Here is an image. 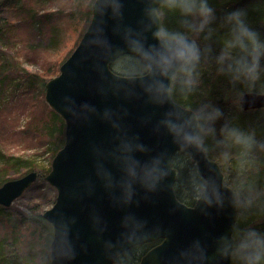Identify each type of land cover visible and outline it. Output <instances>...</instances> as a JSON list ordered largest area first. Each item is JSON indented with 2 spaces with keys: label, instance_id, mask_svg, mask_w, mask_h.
Instances as JSON below:
<instances>
[{
  "label": "clouds",
  "instance_id": "clouds-1",
  "mask_svg": "<svg viewBox=\"0 0 264 264\" xmlns=\"http://www.w3.org/2000/svg\"><path fill=\"white\" fill-rule=\"evenodd\" d=\"M90 8L84 38L95 72L90 95L65 92L61 104L74 123L106 130L105 138L91 142L90 173L72 194L83 200L99 193L119 214L114 230L102 207L88 210L101 264H143L145 242L164 230L135 209L170 186L181 157L208 162L207 169L189 170L191 206L205 215L230 207L239 219L211 239H192L167 264H264V221L249 219L264 209V135L202 94L207 69L240 96L264 86V27L253 23L242 0L231 6L218 0H91ZM114 62L118 72L110 70ZM134 105L143 109L135 123ZM77 222L75 215L61 218V264H72L84 247L74 238Z\"/></svg>",
  "mask_w": 264,
  "mask_h": 264
},
{
  "label": "rangeland",
  "instance_id": "rangeland-1",
  "mask_svg": "<svg viewBox=\"0 0 264 264\" xmlns=\"http://www.w3.org/2000/svg\"><path fill=\"white\" fill-rule=\"evenodd\" d=\"M90 2L0 0V182L38 175L9 207H0V264H47L52 227L38 219L56 197L44 177L63 146L64 128L53 122L41 85L59 74L78 45ZM234 97L241 109L240 95ZM252 112L245 126L264 135V109Z\"/></svg>",
  "mask_w": 264,
  "mask_h": 264
},
{
  "label": "water",
  "instance_id": "water-1",
  "mask_svg": "<svg viewBox=\"0 0 264 264\" xmlns=\"http://www.w3.org/2000/svg\"><path fill=\"white\" fill-rule=\"evenodd\" d=\"M128 14L130 18L135 17L134 6H129ZM91 21L92 11L90 22L78 45L61 64L59 74L45 83V102L64 122L63 146L54 155L50 170L44 177V181L56 191L53 205L42 214V218L52 227L50 264H61L59 256L63 236L61 218L64 214L78 217L74 238L84 246L72 264H101L97 245L87 224V213L92 205L102 207L114 230L119 219V214L103 202L101 194L97 193L91 199L83 200H76L72 195L80 181L90 173L91 142L106 137V130L99 124L74 123L68 118L61 104L65 92H70L78 99L89 98L90 84L95 78V72L91 62L85 58L84 38ZM238 103L245 112L264 109V93H245L239 97ZM142 110L140 105L132 106L130 120L133 123L136 115ZM142 131L146 138L152 139L147 129ZM192 162L200 169L208 167V162L204 159L198 158ZM177 176L178 172L175 170V175L170 178L169 187L155 194L150 200L141 199L135 209L138 215L146 218L151 224L160 225L164 230L163 235L145 242L147 244L160 241L145 257H141L143 264H167L168 257L192 239L196 237L211 239L219 233L228 231L236 222L237 215L230 207L220 211L213 210L209 215H205L199 208L189 207L178 201L174 193ZM37 177L36 172H29L0 186V207H9L36 181Z\"/></svg>",
  "mask_w": 264,
  "mask_h": 264
},
{
  "label": "trees",
  "instance_id": "trees-1",
  "mask_svg": "<svg viewBox=\"0 0 264 264\" xmlns=\"http://www.w3.org/2000/svg\"><path fill=\"white\" fill-rule=\"evenodd\" d=\"M233 2L234 0H218V3L220 6H231ZM242 2L247 5L249 9L250 19L253 21V23L256 24L257 26L264 27V0H242ZM111 70L113 72L119 71L118 62L113 63V65L111 66ZM44 87H45V84L43 83L41 85L43 92H44ZM263 92H264V86H258L257 90L252 91V93H263ZM246 93H249V92H246ZM202 94L209 96L210 98L215 100L217 103L222 105L225 109L226 114L230 118L241 123L242 125H245L244 118L247 117L249 114L253 113L252 111H247V112L241 111V109H239L238 107H235L234 104H232V102H235V97L233 101H231L232 98H229L230 95L238 96L239 94L234 89H232V87L228 84L227 81H225L222 77L217 76L216 73L211 69L205 70V73L203 76ZM51 112H52L53 122L61 125V128L63 129L64 125H63L62 119L57 114H55L53 111ZM62 145H63V142H62ZM217 163L220 168H223L222 164H220L219 162ZM193 166L195 165L192 161H186L182 157L177 158L176 164H175V170L178 172V176L174 183V193L178 201H180L181 203L189 207L191 206V202L186 197L185 189H186V183L188 179L189 170ZM259 178H260L261 183H264V165L261 166V172H260ZM7 181L8 180L1 181L0 186H2ZM256 211L257 210H254V214L251 215L249 219L264 221V209L258 210L260 212L259 215L255 214ZM238 219L239 218L236 217L235 223L238 222ZM38 220L42 224H46V222L42 219V217H40ZM49 243H50V240L48 242V246H49ZM47 264H50L49 255L47 257Z\"/></svg>",
  "mask_w": 264,
  "mask_h": 264
},
{
  "label": "flooded vegetation",
  "instance_id": "flooded-vegetation-1",
  "mask_svg": "<svg viewBox=\"0 0 264 264\" xmlns=\"http://www.w3.org/2000/svg\"><path fill=\"white\" fill-rule=\"evenodd\" d=\"M159 243H160V241L145 244V248L147 249V252L150 251L151 249H153L154 247H156ZM140 259H141V257H140ZM137 264H139V260L137 261Z\"/></svg>",
  "mask_w": 264,
  "mask_h": 264
}]
</instances>
